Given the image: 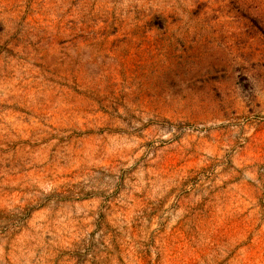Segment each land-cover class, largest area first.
<instances>
[{
    "label": "clouds",
    "instance_id": "9594fccd",
    "mask_svg": "<svg viewBox=\"0 0 264 264\" xmlns=\"http://www.w3.org/2000/svg\"><path fill=\"white\" fill-rule=\"evenodd\" d=\"M0 264H264V0H0Z\"/></svg>",
    "mask_w": 264,
    "mask_h": 264
}]
</instances>
